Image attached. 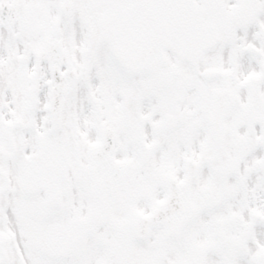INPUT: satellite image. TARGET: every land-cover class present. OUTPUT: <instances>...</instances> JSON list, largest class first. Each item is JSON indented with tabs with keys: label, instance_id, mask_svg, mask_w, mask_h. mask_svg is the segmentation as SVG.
Wrapping results in <instances>:
<instances>
[{
	"label": "snow or ice",
	"instance_id": "snow-or-ice-1",
	"mask_svg": "<svg viewBox=\"0 0 264 264\" xmlns=\"http://www.w3.org/2000/svg\"><path fill=\"white\" fill-rule=\"evenodd\" d=\"M0 264H264V0H0Z\"/></svg>",
	"mask_w": 264,
	"mask_h": 264
}]
</instances>
